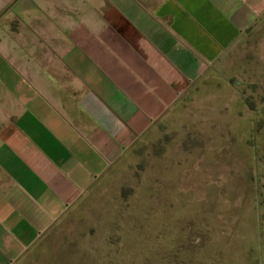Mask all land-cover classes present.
Returning <instances> with one entry per match:
<instances>
[{"label":"crops","instance_id":"crops-1","mask_svg":"<svg viewBox=\"0 0 264 264\" xmlns=\"http://www.w3.org/2000/svg\"><path fill=\"white\" fill-rule=\"evenodd\" d=\"M12 3L0 0V264H17L264 14V0H57L21 3L22 21Z\"/></svg>","mask_w":264,"mask_h":264},{"label":"rangeland","instance_id":"rangeland-1","mask_svg":"<svg viewBox=\"0 0 264 264\" xmlns=\"http://www.w3.org/2000/svg\"><path fill=\"white\" fill-rule=\"evenodd\" d=\"M17 264H264V14Z\"/></svg>","mask_w":264,"mask_h":264}]
</instances>
